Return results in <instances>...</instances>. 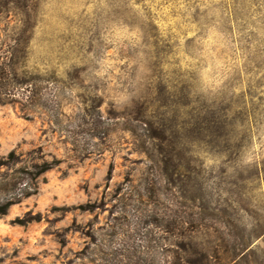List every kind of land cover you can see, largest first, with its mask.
<instances>
[{
	"label": "rangeland",
	"instance_id": "374dc122",
	"mask_svg": "<svg viewBox=\"0 0 264 264\" xmlns=\"http://www.w3.org/2000/svg\"><path fill=\"white\" fill-rule=\"evenodd\" d=\"M1 63L38 96L0 102V173L55 165L0 217V264H162L193 196L216 218L193 241L264 264V0H0ZM205 106L227 139L194 138Z\"/></svg>",
	"mask_w": 264,
	"mask_h": 264
},
{
	"label": "trees",
	"instance_id": "16d2710c",
	"mask_svg": "<svg viewBox=\"0 0 264 264\" xmlns=\"http://www.w3.org/2000/svg\"><path fill=\"white\" fill-rule=\"evenodd\" d=\"M11 69L13 68L3 65V63L0 64V102H7L9 100L12 101L17 96H21L26 100L34 101V98L36 99L38 96V92L34 89V84L29 80L21 82L10 80L9 74L12 72ZM23 85H25V88H23V90H19L18 87H23ZM184 107H186V105ZM206 108L208 107L194 108L193 110L196 113L195 119L193 122L191 121L192 125H189L188 123V126L190 127L194 138L198 141L204 140L209 142L213 139L216 141L224 138L227 139V134L223 131L224 124L219 117L201 115V112H204ZM97 124L98 123H93V129L97 127ZM15 155L14 151L10 152L7 162H0V169L3 166H10L11 168V166L15 163ZM160 161L164 163V168H166H163V170H166L168 173L169 170L166 167L168 161ZM160 161H156V164L159 163V167ZM54 163L55 162L42 160L40 163H33L30 166L12 169L11 172L0 173V217L7 214L12 205L36 192L37 179L42 173L51 169L55 165ZM173 167L174 170L176 169L181 172L184 165L182 161H177L174 163ZM189 173V177H191L192 174L194 175L193 170ZM191 199L195 205V211L190 214V222L191 224H194V228L190 232L181 231L179 234L181 238L183 237L190 240L189 247H186L181 241V246L186 250L185 254L176 255L172 258H166L163 260L162 264H242V262L248 264L247 256L249 250L247 249L249 246L241 234H239L240 242L236 244L232 250H229L228 247L225 249L223 248L224 250L222 253L218 251L219 248H222L219 243L213 246V252L211 254L209 252V246L193 241L199 238V233L204 232L208 227L206 221L211 218L213 221H216V218H213L211 213L205 212L209 206H205L206 204L204 203H197L199 199L198 196H193ZM186 224L187 221L185 220V216H183V219H180L179 225L183 228ZM216 231H218L216 235L217 238L222 239V234L219 233V229H216Z\"/></svg>",
	"mask_w": 264,
	"mask_h": 264
}]
</instances>
